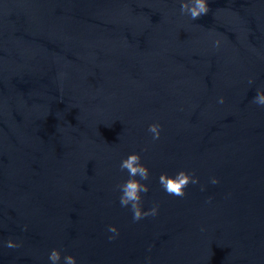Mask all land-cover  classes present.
<instances>
[{"label": "water", "instance_id": "95a60500", "mask_svg": "<svg viewBox=\"0 0 264 264\" xmlns=\"http://www.w3.org/2000/svg\"><path fill=\"white\" fill-rule=\"evenodd\" d=\"M182 2L0 0V264H264V0Z\"/></svg>", "mask_w": 264, "mask_h": 264}, {"label": "clouds", "instance_id": "9594fccd", "mask_svg": "<svg viewBox=\"0 0 264 264\" xmlns=\"http://www.w3.org/2000/svg\"><path fill=\"white\" fill-rule=\"evenodd\" d=\"M181 12L190 14L192 19H199L203 15L209 12V6L207 0H184L181 4ZM219 40L216 41L218 46ZM251 83V81H250ZM253 102L264 106V92L258 91L257 95L254 97ZM220 103H223V97L220 99ZM161 125L158 123L150 124L148 131L153 134V140H158L160 138ZM120 170L127 171L129 178L116 187L120 190V204L122 207L130 206L133 212V220L139 221L147 216H155L158 213V206L151 208L149 211L142 210V193H147L149 191V186L141 181H147L149 179V169L146 165L141 163V156L138 153H132L128 155L126 159H123L120 163ZM139 177L140 179H137ZM198 182V178L194 177V174L187 173L186 171H179L175 176H169L167 174H161L159 177V183L161 187L169 195H174L178 197L185 196V188L190 184H195ZM212 183H218L214 178ZM110 232L114 233V236H110L109 239H115L119 235V230L110 225ZM6 247L8 248H18L20 244L13 240H8L6 242ZM52 264H58L61 259V253L58 249H53L49 255ZM66 264H76V259L72 255L64 257Z\"/></svg>", "mask_w": 264, "mask_h": 264}]
</instances>
